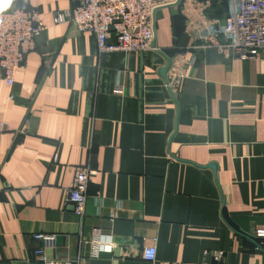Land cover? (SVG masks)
Here are the masks:
<instances>
[{
  "label": "crops",
  "instance_id": "1",
  "mask_svg": "<svg viewBox=\"0 0 264 264\" xmlns=\"http://www.w3.org/2000/svg\"><path fill=\"white\" fill-rule=\"evenodd\" d=\"M71 5L0 0L47 26L14 85L0 77V264H42L35 233L74 264H264V52L178 60L194 39L189 12L170 4L155 13L160 51L100 53L93 32L56 22ZM88 164L81 218L67 192Z\"/></svg>",
  "mask_w": 264,
  "mask_h": 264
},
{
  "label": "built area",
  "instance_id": "2",
  "mask_svg": "<svg viewBox=\"0 0 264 264\" xmlns=\"http://www.w3.org/2000/svg\"><path fill=\"white\" fill-rule=\"evenodd\" d=\"M70 8L55 15L58 23H69L79 32H93L96 35L100 53L113 51H150L160 48L154 44L156 36V11L170 4L184 6L187 17V31L194 41L179 52L178 60L186 51L218 49L226 57L251 58L264 52V0H71ZM225 13L216 16L214 6L224 5ZM47 26L35 10L21 7L11 10L0 9V77L13 86L17 71L27 63V56L35 49L37 38ZM115 36L116 41L110 42ZM171 67L173 60L171 59ZM179 76L172 72L167 86L175 95ZM122 87V86H120ZM122 92V89H117ZM0 123V133L6 130ZM75 178L67 192V202L75 207L76 214L86 215L91 178L96 169L91 165L74 167ZM34 238L43 243L35 254L44 264H74L73 259L64 256L49 258L47 249L56 242V236L35 233ZM256 236L264 239V229ZM157 242L143 251V258L155 262ZM103 247V244H101ZM215 260L220 263L223 251H214Z\"/></svg>",
  "mask_w": 264,
  "mask_h": 264
},
{
  "label": "trees",
  "instance_id": "3",
  "mask_svg": "<svg viewBox=\"0 0 264 264\" xmlns=\"http://www.w3.org/2000/svg\"><path fill=\"white\" fill-rule=\"evenodd\" d=\"M224 5H220V6H214V10H215V14L214 15H216V16H222V15H224V13H225V3H223Z\"/></svg>",
  "mask_w": 264,
  "mask_h": 264
},
{
  "label": "water",
  "instance_id": "4",
  "mask_svg": "<svg viewBox=\"0 0 264 264\" xmlns=\"http://www.w3.org/2000/svg\"><path fill=\"white\" fill-rule=\"evenodd\" d=\"M154 42H155V41H154ZM154 44H155V43H154ZM171 63H172L171 58H169L166 67L163 69V73H166V74H167L168 70H169L170 67H171ZM42 264H44V263H42Z\"/></svg>",
  "mask_w": 264,
  "mask_h": 264
}]
</instances>
